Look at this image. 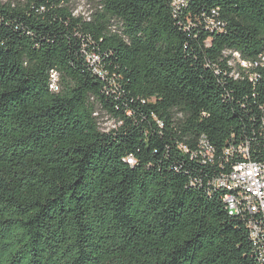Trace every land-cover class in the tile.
Returning a JSON list of instances; mask_svg holds the SVG:
<instances>
[{"label":"trees","instance_id":"16d2710c","mask_svg":"<svg viewBox=\"0 0 264 264\" xmlns=\"http://www.w3.org/2000/svg\"><path fill=\"white\" fill-rule=\"evenodd\" d=\"M71 1L0 0V264H260L212 181L264 160V66L229 65L264 0Z\"/></svg>","mask_w":264,"mask_h":264},{"label":"built area","instance_id":"2783aa9c","mask_svg":"<svg viewBox=\"0 0 264 264\" xmlns=\"http://www.w3.org/2000/svg\"><path fill=\"white\" fill-rule=\"evenodd\" d=\"M187 1L172 0V6L175 11H178L186 5ZM208 24L212 27H218L219 22L210 19ZM228 53L231 52L228 51ZM231 54L234 59L229 61V65L234 68L239 66L242 69H249L255 66H264L263 53L252 61L242 59L237 52ZM90 59L95 61L98 57L91 54ZM50 76V86L56 90L57 74L51 71ZM228 151L229 149L226 150V152ZM234 152L240 155V160L234 162L227 173L217 176L212 183L226 190L223 202L230 214H247L246 223L255 254L260 264H264V160L258 161L251 158L248 143L240 144L236 149L231 148L230 153ZM214 154V147L204 137H201L196 155L200 156L203 162H211Z\"/></svg>","mask_w":264,"mask_h":264},{"label":"rangeland","instance_id":"374dc122","mask_svg":"<svg viewBox=\"0 0 264 264\" xmlns=\"http://www.w3.org/2000/svg\"><path fill=\"white\" fill-rule=\"evenodd\" d=\"M6 2L8 0H1ZM98 0H72L71 7L73 13L78 16H82L83 18L90 19L91 15L95 13L96 9L100 8L97 4ZM120 23L113 20L112 28H119ZM97 116V122L99 128L103 131H108L116 126L115 120L111 117L109 113L105 111V109L98 106L97 112L94 113Z\"/></svg>","mask_w":264,"mask_h":264}]
</instances>
